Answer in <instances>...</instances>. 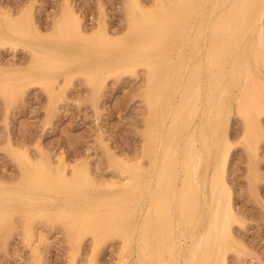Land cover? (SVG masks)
Instances as JSON below:
<instances>
[{"label":"bare ground","instance_id":"1","mask_svg":"<svg viewBox=\"0 0 264 264\" xmlns=\"http://www.w3.org/2000/svg\"><path fill=\"white\" fill-rule=\"evenodd\" d=\"M128 15L122 31L110 29L103 11L92 28L65 0L61 17L46 26L32 7L0 5V46L31 54L28 66L0 69L6 95L35 83L53 91L62 74L96 80L143 67L147 101L166 103L153 151L147 141L150 161L139 167L121 160L130 175L109 185V193L96 191L94 199L79 191L61 198L76 185L94 186L86 163L70 173L63 157L18 155L20 181H0V226L16 214L77 215L83 230L104 226L123 238L128 258L122 264H228L239 222L227 178L229 123L237 109L254 160L259 139L249 135L262 128L264 115V0H157L154 8L129 0ZM134 186L138 193L119 203L124 212L109 208ZM79 199L87 204L77 205ZM121 214L124 227L110 221Z\"/></svg>","mask_w":264,"mask_h":264},{"label":"rangeland","instance_id":"2","mask_svg":"<svg viewBox=\"0 0 264 264\" xmlns=\"http://www.w3.org/2000/svg\"><path fill=\"white\" fill-rule=\"evenodd\" d=\"M72 1L88 27L97 25L102 11L112 31H122L128 24L129 0ZM142 1L154 8L157 0ZM64 3L65 0H0L6 10L32 7L38 23L46 26L61 17ZM30 61L29 51L0 46V69L28 66ZM105 77L98 75L94 80L83 74H62L53 91L35 83L12 96L0 89V181L10 185L20 181L22 170L17 158L22 153H28L35 161H42L44 155L56 162L63 157L69 163L70 173L74 165L86 163L95 181L94 186L76 185L70 190L72 195L61 198H72L79 191L81 197L90 195L94 199L96 191L109 193V185L130 175L123 173L126 167L121 160L127 159L139 167L148 163L147 141L153 151L166 103L151 105L147 101V72L143 67ZM243 120L235 109L229 123L233 148L227 178L239 222L233 226L235 242L227 253V263L264 264V115L262 128L249 135L259 139L254 160L243 144ZM170 127L169 122L167 131ZM132 173L137 178L140 168ZM138 189L135 186L132 191L121 189L123 198L111 201L109 208L124 212L125 206L119 203L129 193L136 195ZM79 200L77 205L87 204L85 199ZM77 217L51 213L14 215L12 222L0 226V264H122L127 261L125 242L118 233L111 234L104 226L97 227L96 231L83 230ZM91 220L88 217L85 222ZM110 221L123 226L125 217L121 214Z\"/></svg>","mask_w":264,"mask_h":264}]
</instances>
